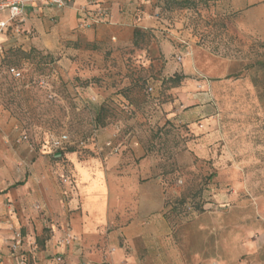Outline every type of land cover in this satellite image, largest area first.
Returning a JSON list of instances; mask_svg holds the SVG:
<instances>
[{
  "label": "rangeland",
  "instance_id": "1",
  "mask_svg": "<svg viewBox=\"0 0 264 264\" xmlns=\"http://www.w3.org/2000/svg\"><path fill=\"white\" fill-rule=\"evenodd\" d=\"M256 1L264 6V0ZM206 4L198 29L225 55L201 54L202 72L193 75L218 85L220 137L207 157L194 154L188 133L168 117L187 86L180 89L184 79L175 87L169 81L151 32L127 46L94 43L92 48L80 37L77 48L67 41L58 53L37 49L15 63L0 54V114L13 118L35 146L49 134L65 133L80 149L100 129L94 118L104 105L101 128L110 130L111 145L137 140L152 158L153 173L167 183L168 199L200 207L188 211L180 204L167 216L183 264H264V11L246 15L234 9L236 4ZM167 16L173 22L182 13ZM223 21L233 29L224 37ZM150 81L161 83L152 95L146 93Z\"/></svg>",
  "mask_w": 264,
  "mask_h": 264
},
{
  "label": "crops",
  "instance_id": "2",
  "mask_svg": "<svg viewBox=\"0 0 264 264\" xmlns=\"http://www.w3.org/2000/svg\"><path fill=\"white\" fill-rule=\"evenodd\" d=\"M156 1L75 0L59 9L31 5L22 33L3 34L0 43L3 48L21 45L58 53L63 43L80 37L127 46L134 29L153 33L166 73L186 76L180 89L187 88L177 95L168 117L188 129L194 154L207 157L211 143L220 137L218 85L193 75L202 72L201 54L225 55L206 31H199L200 9L160 10ZM210 1L236 4L234 9L246 15L264 11L256 0ZM101 6L108 11L107 22L89 24L86 15ZM173 13L182 17L171 22L167 14ZM220 28L223 37L233 33L226 21ZM180 40L187 43L186 54ZM261 41L264 46V36ZM109 134L108 128H100L87 146L76 149L70 142L50 153L44 142L35 146L13 118L0 114V264H17L9 248L17 229L23 236L25 264H90L96 259L107 264H183L166 218L167 183L153 173L152 158L137 140L108 146ZM44 229L49 237L38 245ZM66 234L75 239L64 241Z\"/></svg>",
  "mask_w": 264,
  "mask_h": 264
},
{
  "label": "built area",
  "instance_id": "3",
  "mask_svg": "<svg viewBox=\"0 0 264 264\" xmlns=\"http://www.w3.org/2000/svg\"><path fill=\"white\" fill-rule=\"evenodd\" d=\"M75 0H0V38L3 34L10 33L12 36H19L22 33L21 24L24 21L26 8L31 5L48 6L52 8H65L73 6ZM89 18V24L105 23L108 20V11L105 7H98L94 11H90L87 15ZM82 26L87 25L81 23ZM181 44H184V54L187 53V43L185 40H180ZM4 48L0 43V54H2ZM182 54L176 56L177 60H181ZM10 72L19 76L20 72L15 68L10 67ZM149 93L155 91L153 85H149L147 88ZM70 143L69 136L65 133L55 135L49 134L44 140V144L50 153L62 150L67 144ZM108 146H112L111 143H107ZM38 208V207H37ZM75 239L74 236L66 234L64 241ZM9 248L14 255L17 264H25V257L23 251V236L19 229L14 230L13 236L9 241ZM60 261V258H56Z\"/></svg>",
  "mask_w": 264,
  "mask_h": 264
},
{
  "label": "trees",
  "instance_id": "4",
  "mask_svg": "<svg viewBox=\"0 0 264 264\" xmlns=\"http://www.w3.org/2000/svg\"><path fill=\"white\" fill-rule=\"evenodd\" d=\"M160 1V2H159ZM210 2V0H157L155 4H157L159 7H160V10H182V9H191V10H199V9H208V6L206 3ZM146 32L144 31H141L139 29H134V32H133V40H132V43L134 45H136L142 38L143 36L145 35ZM79 39H76L74 40V42L72 43V45L77 48L79 47ZM86 40V39H85ZM94 43L96 42H91V41H88L86 40V45H90L92 48L95 47ZM97 44V43H96ZM39 48L37 47H30L28 49L26 48H23L21 45H14V46H10L9 48H7L6 50H3V55H2V60L7 58V62L8 63H15L16 62H19L20 59H28L30 58L32 55L36 53H39L37 50ZM4 51L5 53L8 52V55L9 56H5L4 54ZM11 57H14L16 58L17 60H11L12 58ZM44 56H41L42 59ZM9 68V67H8ZM186 76L183 75V74H180V73H174L170 76L169 78V81H172V85L175 87V86H179L180 85V82L182 79H185ZM154 81H150L147 83L146 85V93L148 95H152L153 93H149L147 91V88L149 85H153L154 86V89H157V86H159L161 83L159 84H153ZM107 111V108L104 106V105H101L96 114H95V118H94V123H95V127L96 128H101V127H104L106 125V122L104 120V116H105V113ZM185 129V131L188 133L189 135V138L188 140H190L192 138V135L188 132V129L183 127ZM161 176V175H160ZM162 177V176H161ZM163 178V177H162ZM180 204H183L185 209L188 210V211H192V210H199L200 207L199 206H195L194 202H187L184 204V199H177L175 198L173 201L168 199L166 201V205H169V210H168V213L166 214V218L168 216V214L172 213L173 210ZM49 237V234H48V231L47 230H43V233L41 235V237H38L36 242L38 245H42V243L45 242L46 239H48Z\"/></svg>",
  "mask_w": 264,
  "mask_h": 264
}]
</instances>
